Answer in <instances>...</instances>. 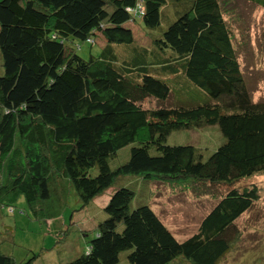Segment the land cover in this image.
<instances>
[{"label": "trees", "instance_id": "obj_1", "mask_svg": "<svg viewBox=\"0 0 264 264\" xmlns=\"http://www.w3.org/2000/svg\"><path fill=\"white\" fill-rule=\"evenodd\" d=\"M246 1L260 9L264 39V0ZM227 4L0 0L2 206L21 202L36 219L64 220L71 187L84 207L124 174L210 202L177 241L148 205L129 210L133 192L116 187L88 229L86 251L60 264H115L122 250L129 264H219L237 243L235 220L258 197L246 182L264 173V100L246 86ZM172 88L188 91L192 105L144 106ZM202 126L223 137L206 157L198 146L165 143L173 130ZM129 143L128 158L109 167ZM0 264L19 262L0 249Z\"/></svg>", "mask_w": 264, "mask_h": 264}, {"label": "rangeland", "instance_id": "obj_2", "mask_svg": "<svg viewBox=\"0 0 264 264\" xmlns=\"http://www.w3.org/2000/svg\"><path fill=\"white\" fill-rule=\"evenodd\" d=\"M227 8L230 10L233 33L239 41L237 43V40H234V47L248 91L253 100H264V39L260 35L262 25L260 9L246 0H228ZM138 34L140 40L144 39L141 32ZM97 49L98 46L91 48L92 52ZM78 54L85 56L84 46ZM154 56L153 53L148 55L146 66L152 65ZM171 95L158 104L149 98L144 102V106H155L163 102L167 103L165 105L177 103L184 106L192 105L189 92L184 89L172 88ZM191 99H194L193 94ZM205 100L204 97L200 98L199 104ZM214 127L217 131L212 126L196 127L193 130H173L167 135L165 143L170 145L188 143L198 146L203 157H206L223 141L217 126ZM134 144L129 143L119 148L109 157L107 159L109 167L113 168L124 162L128 158L129 148ZM246 183L255 184L258 197L235 220L234 225L239 230L240 237L219 264H264V173L250 177ZM246 183L241 182L240 186ZM119 186H125L133 192L128 205L129 210L139 205H148L177 241L192 233L196 223L210 205L209 201L203 200L204 198L192 200L188 193L178 190L170 192L169 184L142 179L136 174L119 175L111 187L91 199L84 207H80V202L71 187L67 203L61 211L64 220L55 217L46 221L36 219L30 215L25 203L15 202L12 208L7 207L5 203L3 206L0 204L1 251L12 254L19 264H25L33 254H36V257L31 264H60L76 257L79 255L78 250L85 252L87 248V241L92 235L88 233V229L94 226V217L97 219L101 217V211L98 209L103 205L96 201L97 198L104 193L107 198L111 191ZM209 188L212 193L223 192L222 186ZM72 211L69 225L68 215ZM82 230L85 231L81 233ZM127 252L128 250L120 251L115 264H129L126 259Z\"/></svg>", "mask_w": 264, "mask_h": 264}, {"label": "crops", "instance_id": "obj_3", "mask_svg": "<svg viewBox=\"0 0 264 264\" xmlns=\"http://www.w3.org/2000/svg\"><path fill=\"white\" fill-rule=\"evenodd\" d=\"M111 192H112V191H111ZM105 195H106V193H104L103 195H101L100 197H98L97 200H96L98 203H100L101 206L104 205V203L107 201V199H108V197H109V196H108V197L106 198ZM55 218H57V217H55ZM90 228H91V227H90ZM6 249H7V248H6ZM76 251H77V250H76ZM77 252H79L78 254H80V252H82V251L78 250Z\"/></svg>", "mask_w": 264, "mask_h": 264}, {"label": "clouds", "instance_id": "obj_4", "mask_svg": "<svg viewBox=\"0 0 264 264\" xmlns=\"http://www.w3.org/2000/svg\"><path fill=\"white\" fill-rule=\"evenodd\" d=\"M86 251V250H85Z\"/></svg>", "mask_w": 264, "mask_h": 264}]
</instances>
